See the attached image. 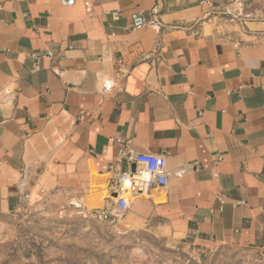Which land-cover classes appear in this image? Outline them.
<instances>
[{
    "label": "crops",
    "instance_id": "1",
    "mask_svg": "<svg viewBox=\"0 0 264 264\" xmlns=\"http://www.w3.org/2000/svg\"><path fill=\"white\" fill-rule=\"evenodd\" d=\"M238 2L99 0L88 16L0 0V216L102 209L145 168L128 157L161 155L167 186L129 210L189 245L264 253V19L210 16Z\"/></svg>",
    "mask_w": 264,
    "mask_h": 264
},
{
    "label": "rangeland",
    "instance_id": "2",
    "mask_svg": "<svg viewBox=\"0 0 264 264\" xmlns=\"http://www.w3.org/2000/svg\"><path fill=\"white\" fill-rule=\"evenodd\" d=\"M236 11L264 19V0H239L230 14L210 16L231 22ZM140 214L132 208L121 219L103 221L56 201L21 207L0 216V264H264V253L245 245L202 248L177 241Z\"/></svg>",
    "mask_w": 264,
    "mask_h": 264
},
{
    "label": "built area",
    "instance_id": "3",
    "mask_svg": "<svg viewBox=\"0 0 264 264\" xmlns=\"http://www.w3.org/2000/svg\"><path fill=\"white\" fill-rule=\"evenodd\" d=\"M64 6H75L80 3L88 16H93L95 8L99 6V0H60ZM134 27L146 26L147 21L141 15H133ZM35 58V56H33ZM119 155L128 157L129 144L117 140ZM131 162L144 165V169L131 172L122 171L113 182L111 189L115 197L102 209L89 212L93 217L103 220L115 221L123 218L129 211L130 200L136 195H147L153 186L166 187L168 183L167 161L161 155H136L128 157Z\"/></svg>",
    "mask_w": 264,
    "mask_h": 264
},
{
    "label": "bare ground",
    "instance_id": "4",
    "mask_svg": "<svg viewBox=\"0 0 264 264\" xmlns=\"http://www.w3.org/2000/svg\"><path fill=\"white\" fill-rule=\"evenodd\" d=\"M100 197H101V195H99ZM146 197H151V196H147L146 194L145 195H136L133 199H131L130 200V204L132 203V202H134V201H140V200H142V199H146ZM93 198V197H92ZM115 198H117L118 199V196L117 197H115ZM94 201V200H93Z\"/></svg>",
    "mask_w": 264,
    "mask_h": 264
}]
</instances>
